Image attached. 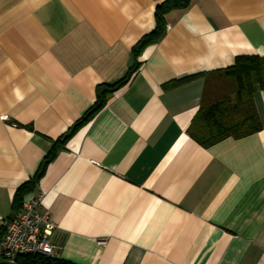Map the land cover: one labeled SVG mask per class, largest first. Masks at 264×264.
Returning <instances> with one entry per match:
<instances>
[{
    "label": "crops",
    "instance_id": "obj_1",
    "mask_svg": "<svg viewBox=\"0 0 264 264\" xmlns=\"http://www.w3.org/2000/svg\"><path fill=\"white\" fill-rule=\"evenodd\" d=\"M164 1L0 0V229L41 193L54 257L73 264H264V92L260 132L209 148L188 133L232 96L223 70L264 57V0H192L135 58Z\"/></svg>",
    "mask_w": 264,
    "mask_h": 264
},
{
    "label": "trees",
    "instance_id": "obj_2",
    "mask_svg": "<svg viewBox=\"0 0 264 264\" xmlns=\"http://www.w3.org/2000/svg\"><path fill=\"white\" fill-rule=\"evenodd\" d=\"M192 0H165L155 11L156 28L145 36L133 49L135 58L148 46L154 45L165 34V15L175 10H186ZM139 64L135 63L126 77L112 86L98 89L96 104L87 111L85 116L75 123L70 130L54 145L52 151L43 160L36 176L24 184L15 196V205L21 204L23 197L36 191L38 182L46 167L56 157L58 151L73 136L76 130L90 121L107 102L109 96L120 87L126 85L138 71ZM235 85L232 96H226L220 101L202 107L192 121L189 136L204 148H209L227 138L241 139L262 130V124L255 106L254 94L260 89L264 92V57L241 56L236 58L233 66L222 72ZM38 192V191H37ZM6 233V228L0 229V236ZM0 264H8L0 260ZM16 264H73L54 256L27 255L17 259Z\"/></svg>",
    "mask_w": 264,
    "mask_h": 264
},
{
    "label": "built area",
    "instance_id": "obj_3",
    "mask_svg": "<svg viewBox=\"0 0 264 264\" xmlns=\"http://www.w3.org/2000/svg\"><path fill=\"white\" fill-rule=\"evenodd\" d=\"M55 229V224L43 210L42 195L38 193L25 201L20 214L6 224V237L0 240V260L16 264L22 256H54L50 237Z\"/></svg>",
    "mask_w": 264,
    "mask_h": 264
},
{
    "label": "rangeland",
    "instance_id": "obj_4",
    "mask_svg": "<svg viewBox=\"0 0 264 264\" xmlns=\"http://www.w3.org/2000/svg\"><path fill=\"white\" fill-rule=\"evenodd\" d=\"M220 81L224 85V87H226V88H229L230 87V88H232L231 89V92H233V93L235 92V85L233 84L232 81L228 80L225 77L223 79L221 78Z\"/></svg>",
    "mask_w": 264,
    "mask_h": 264
}]
</instances>
